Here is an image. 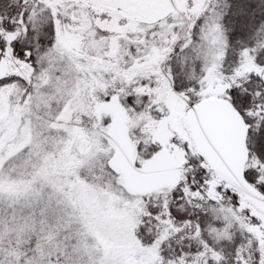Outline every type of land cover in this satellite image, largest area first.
I'll return each instance as SVG.
<instances>
[{"label":"snow or ice","instance_id":"snow-or-ice-1","mask_svg":"<svg viewBox=\"0 0 264 264\" xmlns=\"http://www.w3.org/2000/svg\"><path fill=\"white\" fill-rule=\"evenodd\" d=\"M0 264H264V0H0Z\"/></svg>","mask_w":264,"mask_h":264}]
</instances>
